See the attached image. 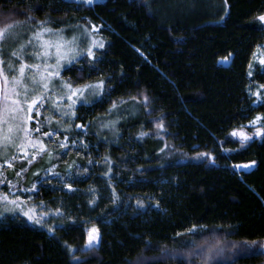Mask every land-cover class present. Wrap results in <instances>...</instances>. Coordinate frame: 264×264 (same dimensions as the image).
Instances as JSON below:
<instances>
[{
	"label": "trees",
	"instance_id": "16d2710c",
	"mask_svg": "<svg viewBox=\"0 0 264 264\" xmlns=\"http://www.w3.org/2000/svg\"><path fill=\"white\" fill-rule=\"evenodd\" d=\"M0 11H28L51 28L78 27L89 36L85 26L97 25L96 39L105 43L97 52L99 71L89 73L90 62L77 63L84 71L66 72L64 79L111 77L110 99L127 100L118 134L100 127L110 118L108 103L78 105V122L91 124L82 136L91 153H69L53 162L58 172L76 161L90 173L78 177L77 191L40 181L39 190L24 200L25 210L36 206L37 216L63 210V216L46 218L52 232L19 209L0 216V264H83L85 253L90 264H135L132 258L140 254L152 264H264V136L243 146L229 136L247 124L245 117L264 114V104L254 105L247 91L264 83L261 69L247 75L257 46L264 44V25L256 19L264 0H0ZM225 58L229 64L220 65ZM142 92L149 96L148 109L142 98L131 99ZM161 116L165 129L158 136L153 121ZM140 131L148 135L139 137ZM203 152L213 159H197ZM105 157L114 165L115 202L103 176ZM42 160L28 165L17 159L2 170L18 188H30L33 173L43 177L49 167ZM239 165L253 168L236 171ZM21 167L26 171L15 177ZM89 188L96 189L94 205L88 203ZM92 224L100 239L90 249L86 233ZM193 224L203 229L186 233ZM217 241L219 248H212ZM232 242L237 247L228 251ZM220 248L225 252L218 256Z\"/></svg>",
	"mask_w": 264,
	"mask_h": 264
},
{
	"label": "snow or ice",
	"instance_id": "6c2138e0",
	"mask_svg": "<svg viewBox=\"0 0 264 264\" xmlns=\"http://www.w3.org/2000/svg\"><path fill=\"white\" fill-rule=\"evenodd\" d=\"M224 2L227 5V0ZM86 3L91 4L93 0H86ZM34 10L41 11L42 9L36 7ZM256 19L264 22V12L259 14ZM85 28L91 35L87 47L82 49L75 36L66 39L60 30L49 27L47 21L35 19L28 11H0V158L3 159V164L12 168L13 161L17 159H26L27 164L31 165L37 157L45 154L49 157V167L44 170L45 175L40 177L39 171L34 172L36 182H33L30 188H18V181L14 183L13 178H8L2 170L3 164H0V185H6L8 188L7 192H0V209H2L0 216L19 209L29 221L41 227L47 225L49 232L54 231V227L48 224V219L54 216H63V210L57 207L37 216L35 213L36 206L25 210L23 206L24 197L16 194V192L38 191V182L51 183L48 178L49 175L56 177L57 182L62 184L61 190L77 191L78 189L74 188V184L81 175H88L90 168L73 161L68 164L64 172H58L55 171L57 163L53 162V158L58 159L60 156L67 155V150L71 149H75L78 155L81 154V149L84 150L83 154L86 156L91 153V146L82 139V136L87 134V129L91 127V124L78 122L81 118L77 115V106L108 103L107 116L110 118L101 120L100 127L108 128L118 134L117 124L124 116L121 107L127 103L124 98L110 99L111 93L115 90L111 86V77L82 83H73L64 79L66 72L79 71L82 73L84 71L83 68H75L77 63L88 64L90 62L89 73L99 71L96 68V64L100 61L97 52L105 48V43L96 39V34L99 31L97 25L90 24L86 25ZM261 47L264 46H257L258 49ZM258 62L259 65L264 66V56L260 57ZM248 67L251 69L252 63ZM261 71L264 72V68ZM247 75L251 77L253 72L249 71ZM247 91L250 96L255 97L252 101L253 104L258 102L264 104V83L258 84L255 90L249 87ZM89 96L94 99L89 100ZM141 98L144 108L148 109L149 96L146 93L142 92L138 96L131 97L134 101ZM41 109L51 111L53 116L45 118L43 121L36 119L35 127L31 126L29 122L35 119L32 113L35 112L36 116L39 117ZM147 114L152 115L153 113L149 110ZM53 119L56 121V127L51 126ZM245 119H247L246 125H238L229 132V136L237 138L241 146L252 140L254 135L257 137L264 136V114L258 113L250 119L247 117ZM153 123L159 130L156 135H161L165 129L164 117L161 116ZM73 128L79 130L75 138L70 135ZM249 128L253 131H249ZM34 133L37 135L34 136ZM146 135L148 133L145 131L138 133L139 137ZM56 136H62V139L57 143L60 149L65 150L64 152L49 149L45 140L42 139V137H46L48 141H52ZM29 146L33 150L30 154L25 151ZM164 147L166 148L167 144ZM16 151H24V157H18ZM160 151L163 152L164 148H161ZM204 157L213 159L212 153L209 152L197 153L196 155L197 159ZM104 159L108 167L103 176L108 179L111 196L115 202L118 195L115 187L111 184L114 178V165L111 157ZM94 163L93 160H88L89 165ZM250 163L254 165L256 161ZM25 171V167H21L14 175L20 177L21 173ZM88 192L91 194L88 203L94 205L97 200L96 189L89 188ZM137 204L142 206L143 201L137 200ZM69 219L71 220V217ZM202 229V225L193 224L186 229V233H196ZM186 233L177 232L175 235L182 236ZM86 237V247L90 249L94 242H99L100 230L96 224H92L87 230ZM253 243L255 242L253 241ZM219 244L220 241H217L212 248H219ZM147 247L148 245H145V248ZM236 247V242H232L228 251H232ZM242 250L250 251L251 249L244 248ZM224 252L225 250L220 248L217 255L220 256ZM87 255V253L84 254L83 264H90ZM132 259L135 264H152V259L144 254Z\"/></svg>",
	"mask_w": 264,
	"mask_h": 264
},
{
	"label": "rangeland",
	"instance_id": "374dc122",
	"mask_svg": "<svg viewBox=\"0 0 264 264\" xmlns=\"http://www.w3.org/2000/svg\"><path fill=\"white\" fill-rule=\"evenodd\" d=\"M73 1H76V2H85L86 3V0H73ZM98 1H101V0H93V3L94 2H98ZM86 4H88V3H86ZM262 25H264V22H260ZM99 28V27H98ZM54 29V28H53ZM100 29V28H99ZM56 30H60L62 33H63V35L65 36V38L66 39H71L73 36H75L76 38H77V41H78V43H80V47L82 48V49H84V48H86L87 47V44H88V42H89V39H90V36L89 35H87V33H84L83 31H81L80 30V28H65V27H61V28H58V29H56ZM83 33V34H82ZM98 34V33H97ZM96 34V35H97ZM91 35V34H90ZM261 46H264V44H262ZM262 56H264V47H261L260 49H256L255 50V52H254V54H253V57H252V60H251V62L250 63H252V65H253V67L250 69V68H248V72L249 71H252V72H254L255 71V69H262L264 66H261V65H259V59H260V57H262ZM218 63L220 64V65H223V66H227L228 64H229V59H225V60H220V61H218ZM249 77V76H248ZM249 87H251L253 90H255L256 89V87H257V85H251V86H249ZM250 97H252L253 98V100L255 99V97L254 96H250ZM91 98H93L92 96H89L88 97V99H91ZM259 104H261V103H256V104H254V105H259ZM78 107V106H77ZM32 115H33V117H35V119L34 120H32V121H30L29 123H30V125L31 126H33V127H35V124H36V119H39V120H41V121H43L45 118H51L52 116H53V113L51 112V111H46V110H44V109H41V115L39 116V117H37L36 116V113L35 112H33L32 113ZM52 127H56L57 125H56V121H55V119H53L52 120V125H51ZM250 129V128H249ZM252 130V129H251ZM253 131V130H252ZM35 135H37L36 133H34V136ZM255 136V135H254ZM255 137H257V136H255ZM42 139H44V140H47L48 141V138H46V137H42ZM60 139H62V137H60V136H56V137H54L53 138V140L52 141H49L48 143L50 144V146H56L57 147V150H59V151H65L64 149H60L59 147H58V141L60 140ZM84 140V139H83ZM47 147H48V145H47ZM49 148V147H48ZM50 149V148H49ZM83 149H81V151H82ZM25 151H27L29 154L33 151L32 149H31V147L29 146L27 149H25ZM68 152H67V154H69V153H73V154H75V155H78L77 154V151L75 150V149H71V150H67ZM16 154H17V156L18 157H24V151H16ZM42 158H43V160H42V162H44V163H49V157L47 156V154H45V155H43V156H41ZM38 158V157H37ZM19 160H22V162H25V163H27V161H26V159H19ZM3 164V163H2ZM239 166H241V165H239ZM3 167L4 168H8V166L6 165V164H3ZM243 167V169H241V170H248V167H245L244 165L242 166ZM67 168V166L66 167H64L63 169H62V172H64V170ZM235 169H236V171H238V167H235ZM55 171H57L56 169H55ZM45 175V172H44V174H43V176ZM50 180H51V182H53L54 183V185L55 186H58V187H62V184L61 183H58L57 182V179H56V177H54V176H51V175H49V177H48ZM8 191V188H0V192H7ZM35 191H29V192H24V191H22V192H16V194H18V195H21L22 197H24V200L25 201H27V200H29L28 199V197H32V195H33V193H34ZM98 243L97 242H94L93 244H92V246H96Z\"/></svg>",
	"mask_w": 264,
	"mask_h": 264
},
{
	"label": "crops",
	"instance_id": "0c3cea01",
	"mask_svg": "<svg viewBox=\"0 0 264 264\" xmlns=\"http://www.w3.org/2000/svg\"><path fill=\"white\" fill-rule=\"evenodd\" d=\"M243 165H241V166H236V167H238L239 169H238V171H245V170H241V169H243V167H242ZM245 166V165H244ZM253 168V165H248V170H251ZM248 170H246V171H248Z\"/></svg>",
	"mask_w": 264,
	"mask_h": 264
}]
</instances>
